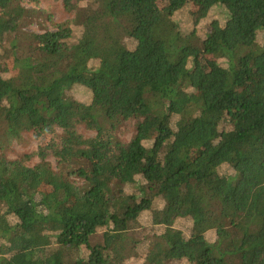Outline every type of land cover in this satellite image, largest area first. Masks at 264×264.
<instances>
[{"label":"trees","instance_id":"1","mask_svg":"<svg viewBox=\"0 0 264 264\" xmlns=\"http://www.w3.org/2000/svg\"><path fill=\"white\" fill-rule=\"evenodd\" d=\"M60 1L38 32L0 0V264H264V0ZM25 132L36 150L9 157Z\"/></svg>","mask_w":264,"mask_h":264},{"label":"rangeland","instance_id":"2","mask_svg":"<svg viewBox=\"0 0 264 264\" xmlns=\"http://www.w3.org/2000/svg\"><path fill=\"white\" fill-rule=\"evenodd\" d=\"M22 3L25 6L34 7V13L31 17L30 23L28 25V28L32 31H44L46 29L53 28V24L57 22H62L64 20H67L71 17V14L68 13L60 0H21ZM107 34V29L103 25L94 24L92 22H88L84 30L82 32V38L83 39H95V38H105ZM141 55L147 59L151 63H156L157 60L160 58V54L157 49H148L144 48L141 52ZM221 77L217 76H209V77H203L199 81H197L198 91L200 92V87L209 85L212 83H219L221 80H219ZM76 95L80 99H89L91 96L89 92L86 91H80L77 92ZM97 98L99 100L103 101H109L119 98L118 93H110L108 91H100L97 93ZM207 100V98L205 99ZM53 102L57 103V97L55 93L53 94ZM85 135H90L91 132L85 130L84 128H81ZM119 135L124 139H130L132 135V128L130 124H123L120 127ZM37 143L36 140L33 138L32 134L29 132H25L22 134V136L18 139L13 140V142L10 145V148L7 150V155L9 157H16L18 154L27 152L31 153L36 150ZM175 156V154H174ZM39 158L35 155L31 158L30 164L35 163L38 161ZM51 162L54 163V159L50 158ZM245 165L244 163L238 164V168ZM236 200L237 202H242L247 196L245 193L241 191H236ZM177 206V196L173 193H167L165 195H159L157 196L152 204V209H154L158 214V222L160 224H169L172 215L174 214V209ZM178 223H183L180 221H177L175 224L178 225ZM220 224V221L217 219H211L210 221H207L205 223H202L199 227V231L203 230H211L214 227L218 226ZM90 243H96L99 240V237H93L90 239ZM173 251L175 254L182 255L184 253L188 254V251H190L189 247H184L180 244L174 243ZM182 259V258H181ZM185 260H182V263H185Z\"/></svg>","mask_w":264,"mask_h":264}]
</instances>
